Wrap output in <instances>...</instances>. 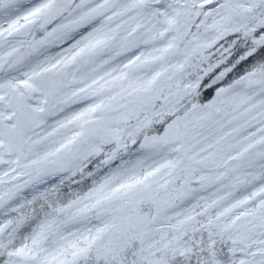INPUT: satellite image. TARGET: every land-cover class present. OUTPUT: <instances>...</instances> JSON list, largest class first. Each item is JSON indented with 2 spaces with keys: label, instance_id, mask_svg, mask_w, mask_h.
Instances as JSON below:
<instances>
[{
  "label": "snow or ice",
  "instance_id": "1",
  "mask_svg": "<svg viewBox=\"0 0 264 264\" xmlns=\"http://www.w3.org/2000/svg\"><path fill=\"white\" fill-rule=\"evenodd\" d=\"M0 264H264V0H0Z\"/></svg>",
  "mask_w": 264,
  "mask_h": 264
}]
</instances>
